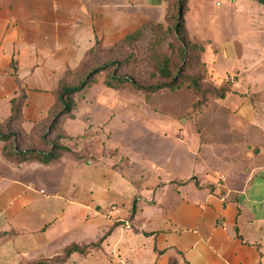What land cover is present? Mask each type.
<instances>
[{
	"label": "crops",
	"instance_id": "obj_1",
	"mask_svg": "<svg viewBox=\"0 0 264 264\" xmlns=\"http://www.w3.org/2000/svg\"><path fill=\"white\" fill-rule=\"evenodd\" d=\"M220 1L212 0L215 6ZM244 1L247 37L220 36L205 44V33L220 23L204 16L203 5L192 8L194 0H186L183 23L190 40L203 48L202 61L216 86H224L228 75L237 78V87L247 83L245 91L231 92L240 96L238 106H246L241 121L249 127L258 114L247 96L264 87L263 80L258 90L252 88L264 77V17H259L264 6ZM168 2L0 0V123L10 116V100L23 91L18 123L22 145L39 149L38 138L66 71L78 69L96 38L112 42L132 30L138 9L164 13ZM122 10L137 20L123 29L115 27ZM228 42L234 44L232 59L240 65L233 73L227 72L230 64L219 50ZM230 110L236 113L239 107ZM76 111L66 115L76 130L61 122L69 141L79 137L66 142L73 155L65 153L45 165L13 163L0 153V264H264V148L253 152L239 182L226 173L224 191H209L186 176L161 180L139 157H132L138 169L129 174L120 162L123 143L113 142V122L106 127L110 139H96L84 132L89 125L81 117L88 110ZM70 245L84 250L59 261Z\"/></svg>",
	"mask_w": 264,
	"mask_h": 264
},
{
	"label": "rangeland",
	"instance_id": "obj_2",
	"mask_svg": "<svg viewBox=\"0 0 264 264\" xmlns=\"http://www.w3.org/2000/svg\"><path fill=\"white\" fill-rule=\"evenodd\" d=\"M202 5L204 16L207 19L217 18L220 23L217 28L205 33V44L217 37L221 39L220 36L227 37V40L247 37L246 16L249 12L244 0H238L236 4L223 0L219 6H215L212 0H194L192 8ZM122 11V16L115 20V27L121 24L123 29L138 20L136 26L112 42L106 41L103 36L96 38L98 40L86 59V72L96 71L88 73L85 85L73 95L76 114L80 110H88L81 117L89 125L85 135L91 133L96 139L109 140L110 132L106 127L113 122V142L119 140L123 143L120 162L122 166H127L129 174L138 169L135 165L137 161L132 157H139L146 160L150 168L157 170L161 180L170 176H186L188 181L195 179L197 184L209 191L219 189L221 192L224 191L221 180L224 174L229 173L233 183L239 182L240 171L253 158V149L264 148V87L247 96L258 114L251 122L253 126L247 127L248 124L241 121L247 108L238 106L240 96L231 92L233 89L245 91L247 83L243 81L238 87L234 86L237 78L228 75L234 76V81L226 80L219 88L210 78L201 58L202 52L179 51L181 45L174 32L179 11L176 0H169L164 13L158 8L138 9L137 20ZM184 11L181 12L182 20ZM253 19L261 23L255 14ZM192 32H197V28ZM126 35L130 37L124 40ZM186 38L190 40L187 33ZM232 45L228 42L219 47L228 59L230 66L226 70L230 73L240 68L239 62L233 60ZM163 57L169 58L171 63L172 75L169 79L160 77L157 72ZM109 75L127 82L117 89L108 88L104 80ZM171 80L179 87H166ZM263 80L264 77L258 79L252 88L258 90ZM222 89L230 93L220 99L218 95ZM236 107H239L238 112H228V109L231 111ZM68 119L66 115L61 118L65 128L76 130L77 125ZM78 138L69 142L73 144ZM47 139L52 141L51 137ZM118 149L115 147L116 152Z\"/></svg>",
	"mask_w": 264,
	"mask_h": 264
},
{
	"label": "trees",
	"instance_id": "obj_3",
	"mask_svg": "<svg viewBox=\"0 0 264 264\" xmlns=\"http://www.w3.org/2000/svg\"><path fill=\"white\" fill-rule=\"evenodd\" d=\"M254 1L264 6V0ZM176 2L177 7L181 12H183L186 0H176ZM174 32L178 42L181 45L179 48L181 53H188L193 50H198L200 53L203 51L201 45H199L196 41L187 40L183 20L181 17L177 18L175 21ZM128 37H130V35H126L124 40H126ZM93 46L87 51L78 69L75 71H66L64 77L58 81V93L55 103L48 111L46 118L47 124L44 127V131L38 138L39 140L36 144L39 149H25L22 145L24 138L18 123L20 121V109L25 98L23 91H20L18 96L13 97L10 100V116L5 122L0 123V141L2 142L0 153L5 160L13 163L35 160L47 165L56 163L65 153L73 155L72 150L66 145V142L71 140V138L67 136L62 130L61 117L63 115L72 117L71 111L75 106L73 95L77 93L86 83L85 79L89 73V71L86 72V59L89 56ZM157 72L162 78L169 79L171 77L172 70L169 58L163 57L158 66ZM126 82V79L109 75L104 80V85L111 89H117L123 86V84ZM191 83L192 86L195 85L194 81ZM166 87L169 89H175L178 88L179 85L174 80H171V82H169ZM225 93V89L220 90L218 97L223 98ZM57 113H60V116L55 118ZM43 135H45L44 139ZM49 137L52 138V141L50 142L47 139ZM123 225L126 224L123 222ZM83 250L84 248H81L77 245H70L64 249L59 261H63L72 251L83 252Z\"/></svg>",
	"mask_w": 264,
	"mask_h": 264
},
{
	"label": "water",
	"instance_id": "obj_4",
	"mask_svg": "<svg viewBox=\"0 0 264 264\" xmlns=\"http://www.w3.org/2000/svg\"><path fill=\"white\" fill-rule=\"evenodd\" d=\"M180 17H181V11L179 9L177 18H180ZM95 71H96V69H93L89 72V74H93ZM58 116H60V113H57L55 118H57ZM249 149H250V147H249ZM253 152H254V154H256L257 152H261V151H260V149H255V150H253ZM134 210H135V203L132 204V211L134 212Z\"/></svg>",
	"mask_w": 264,
	"mask_h": 264
},
{
	"label": "built area",
	"instance_id": "obj_5",
	"mask_svg": "<svg viewBox=\"0 0 264 264\" xmlns=\"http://www.w3.org/2000/svg\"><path fill=\"white\" fill-rule=\"evenodd\" d=\"M227 80L230 81V82H233L234 81V77L233 76H230V77H228ZM234 86H236L235 83H234ZM114 209H115V206L114 205H110L109 206V211H113Z\"/></svg>",
	"mask_w": 264,
	"mask_h": 264
}]
</instances>
